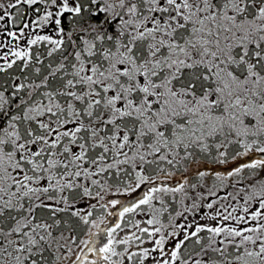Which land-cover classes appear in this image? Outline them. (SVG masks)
<instances>
[{
  "label": "snow or ice",
  "instance_id": "obj_1",
  "mask_svg": "<svg viewBox=\"0 0 264 264\" xmlns=\"http://www.w3.org/2000/svg\"><path fill=\"white\" fill-rule=\"evenodd\" d=\"M0 264H264V0H0Z\"/></svg>",
  "mask_w": 264,
  "mask_h": 264
},
{
  "label": "flooded vegetation",
  "instance_id": "obj_2",
  "mask_svg": "<svg viewBox=\"0 0 264 264\" xmlns=\"http://www.w3.org/2000/svg\"><path fill=\"white\" fill-rule=\"evenodd\" d=\"M247 160H248V157H240V158H238V160L232 161V163H229L227 166L225 164H221V165L216 166L215 168L217 171H230L234 167L231 165L237 163V165H235V167H237V166H239L240 163H246ZM205 210H207V209H205Z\"/></svg>",
  "mask_w": 264,
  "mask_h": 264
},
{
  "label": "rangeland",
  "instance_id": "obj_3",
  "mask_svg": "<svg viewBox=\"0 0 264 264\" xmlns=\"http://www.w3.org/2000/svg\"><path fill=\"white\" fill-rule=\"evenodd\" d=\"M229 163H232V160H229L228 163H226V164H229ZM217 166H218V165H217ZM232 166L235 167V165H232ZM215 167H216V166H215ZM228 190L231 191V188H229ZM223 195H225V190H224V189H221L220 192H218V196H223ZM209 199H212V198L209 197ZM229 200H230V198H229ZM204 211H207V210L204 209Z\"/></svg>",
  "mask_w": 264,
  "mask_h": 264
},
{
  "label": "trees",
  "instance_id": "obj_4",
  "mask_svg": "<svg viewBox=\"0 0 264 264\" xmlns=\"http://www.w3.org/2000/svg\"><path fill=\"white\" fill-rule=\"evenodd\" d=\"M225 165L227 166L228 164H225ZM233 165H237V163H235V164H233ZM231 166H232V165H231ZM231 166H230V167H231Z\"/></svg>",
  "mask_w": 264,
  "mask_h": 264
}]
</instances>
